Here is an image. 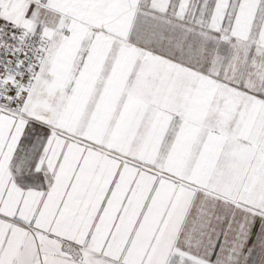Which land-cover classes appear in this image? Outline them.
<instances>
[{
	"label": "snow or ice",
	"instance_id": "6c2138e0",
	"mask_svg": "<svg viewBox=\"0 0 264 264\" xmlns=\"http://www.w3.org/2000/svg\"><path fill=\"white\" fill-rule=\"evenodd\" d=\"M0 264H264V0H0Z\"/></svg>",
	"mask_w": 264,
	"mask_h": 264
}]
</instances>
